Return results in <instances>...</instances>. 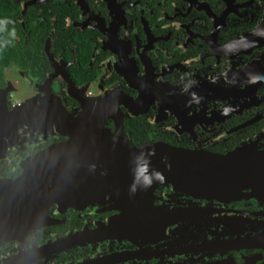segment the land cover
Segmentation results:
<instances>
[{"label":"flooded vegetation","instance_id":"1","mask_svg":"<svg viewBox=\"0 0 264 264\" xmlns=\"http://www.w3.org/2000/svg\"><path fill=\"white\" fill-rule=\"evenodd\" d=\"M0 21L18 50L0 61V181L21 185L0 187V264L264 261V195L192 196L146 172L136 184L144 165L91 164L153 144L264 151V0H7ZM51 146L59 196L40 176Z\"/></svg>","mask_w":264,"mask_h":264},{"label":"water","instance_id":"2","mask_svg":"<svg viewBox=\"0 0 264 264\" xmlns=\"http://www.w3.org/2000/svg\"><path fill=\"white\" fill-rule=\"evenodd\" d=\"M57 147H48L37 156L58 158L56 162L49 164L53 168L44 169L40 176H43L46 181L50 179L54 181L56 191L54 195L59 196L61 193H57V190L63 185L66 161L60 153V148L57 149ZM143 150V148L138 151L128 149L122 153L115 151L111 155L110 153L102 154V160L91 164L111 167L110 170L103 169V172H131L133 167L144 165L146 173L151 175L152 184L162 180V184L169 183L170 187L192 196L209 197L215 195L213 190L224 189L225 192L232 193L242 188H247L243 196L248 198L264 195V151L215 156L164 144L162 146L153 144L147 148V151H150L145 153L144 158H140L139 154ZM30 173L31 171L25 172L24 178L27 176L26 179L31 180ZM35 179L24 186L30 189L35 188ZM2 186L8 190L11 188L17 190L21 185L18 181H0V187ZM12 192L15 194L14 191ZM261 264H264V261Z\"/></svg>","mask_w":264,"mask_h":264},{"label":"trees","instance_id":"3","mask_svg":"<svg viewBox=\"0 0 264 264\" xmlns=\"http://www.w3.org/2000/svg\"><path fill=\"white\" fill-rule=\"evenodd\" d=\"M6 4L7 0H0V13H3ZM39 22L41 24V19H39ZM40 24H38V26H40ZM2 27H4V25ZM21 42L24 44L36 45L40 42V40L37 36L30 35L28 37H22ZM16 43L17 41L15 40V38L9 35L8 28L7 30L5 29L4 31H0V61H2V63H5L9 60L16 61L18 52L15 45ZM26 53L34 55L37 52L35 50H29Z\"/></svg>","mask_w":264,"mask_h":264},{"label":"clouds","instance_id":"4","mask_svg":"<svg viewBox=\"0 0 264 264\" xmlns=\"http://www.w3.org/2000/svg\"><path fill=\"white\" fill-rule=\"evenodd\" d=\"M7 21H0V31H4L3 25H5ZM10 35L15 38V29L13 28ZM146 169L144 167H141L138 169L137 176H136V184L142 183L143 186L147 187L150 186V180L149 178L145 175ZM132 191H135V184L133 186Z\"/></svg>","mask_w":264,"mask_h":264}]
</instances>
